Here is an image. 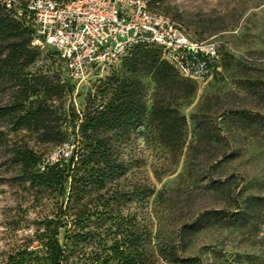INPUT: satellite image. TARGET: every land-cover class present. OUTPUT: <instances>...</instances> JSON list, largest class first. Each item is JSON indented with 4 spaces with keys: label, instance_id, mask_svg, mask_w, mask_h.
I'll return each instance as SVG.
<instances>
[{
    "label": "rangeland",
    "instance_id": "obj_1",
    "mask_svg": "<svg viewBox=\"0 0 264 264\" xmlns=\"http://www.w3.org/2000/svg\"><path fill=\"white\" fill-rule=\"evenodd\" d=\"M16 1L17 7L25 0ZM145 1L151 11L180 25L191 40L217 41L222 53L221 69L209 79L191 80L194 92L189 97L166 95L186 120L181 151L170 152L147 124L125 144L131 169L123 185L152 190L144 202L135 200L129 206L136 225L142 229L146 224L151 233L148 247L153 256L146 263L177 264L168 260L174 251L199 256L203 264H264V0ZM29 48L35 60L27 70L39 82L49 77L53 85L66 83L61 60L51 57L46 48L30 44ZM119 68L120 60L94 69L84 79L69 82L70 91L52 86L47 97L56 116L70 107L81 110L88 90ZM143 79L151 105L162 92L149 75ZM14 89L13 82L0 79V105L14 101ZM227 109H246L251 115L219 116ZM10 129V124L0 121L9 143L27 144L43 153L44 161L56 159L59 153L66 156L71 149L66 143L51 146L34 131ZM228 149L230 156L224 157ZM15 170L8 148L0 145V264L54 208L50 195L36 193L17 180ZM228 175H232L229 180L213 182ZM252 196L259 198L254 209L233 220L234 212ZM211 209L225 211V216L206 220L193 234L179 233L183 223Z\"/></svg>",
    "mask_w": 264,
    "mask_h": 264
},
{
    "label": "trees",
    "instance_id": "obj_2",
    "mask_svg": "<svg viewBox=\"0 0 264 264\" xmlns=\"http://www.w3.org/2000/svg\"><path fill=\"white\" fill-rule=\"evenodd\" d=\"M21 8V15L17 16L0 0V79L13 82L15 87L14 101L0 105V121L10 124L11 131H34L51 146L66 143L71 149L66 156L59 153L56 159L44 161L43 153L27 144L9 143L6 133L0 130V145L8 148L16 168L15 178L26 182L36 193L50 195L54 204L51 216L46 215L34 232L16 245L4 264H147L146 260L153 256L148 247L151 233L146 224L142 229L136 225L137 217L129 206L135 200L144 202L152 190L123 185L131 169L125 157V144L132 133L147 124L170 152L181 151L186 120L177 103L166 101V95L174 93L177 99L189 97L194 92L193 79L180 76L160 46L135 44L120 59L121 68L99 79V84L88 90L81 110L70 107L56 116L47 94L50 95L52 86L70 91L69 82L74 81L65 74L66 83L53 85L49 77L39 82L27 70L35 60V56L29 55L34 51L29 44L40 47L32 44V15L22 5ZM221 64L220 50L214 63L219 69H214L212 77ZM147 75L162 92L151 105L143 79ZM228 114L251 112L227 109L219 116ZM223 156H230V150ZM258 199L250 197L243 208L234 212L233 220L244 218ZM222 216L225 211L215 209L198 213L180 226L179 233L193 234L206 220ZM180 250L183 251L182 245ZM168 260L203 264L199 256L178 255L174 251L169 253Z\"/></svg>",
    "mask_w": 264,
    "mask_h": 264
},
{
    "label": "built area",
    "instance_id": "obj_3",
    "mask_svg": "<svg viewBox=\"0 0 264 264\" xmlns=\"http://www.w3.org/2000/svg\"><path fill=\"white\" fill-rule=\"evenodd\" d=\"M3 1L17 16L21 5L32 15V44L52 51L73 81L114 64L135 44L160 46L182 77L206 80L219 69L214 65L220 56L217 41L191 40L145 0H25L17 7L16 0Z\"/></svg>",
    "mask_w": 264,
    "mask_h": 264
}]
</instances>
